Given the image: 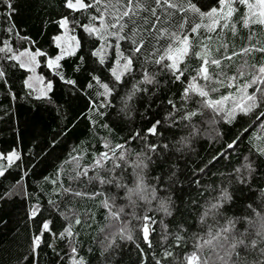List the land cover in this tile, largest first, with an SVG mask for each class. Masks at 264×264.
Returning <instances> with one entry per match:
<instances>
[{
    "label": "trees",
    "instance_id": "1",
    "mask_svg": "<svg viewBox=\"0 0 264 264\" xmlns=\"http://www.w3.org/2000/svg\"><path fill=\"white\" fill-rule=\"evenodd\" d=\"M127 3L0 0V153L18 154L0 175V264H264V27L238 0L223 30L219 0ZM62 18L78 48L50 69ZM25 49L47 97L12 58Z\"/></svg>",
    "mask_w": 264,
    "mask_h": 264
},
{
    "label": "snow or ice",
    "instance_id": "2",
    "mask_svg": "<svg viewBox=\"0 0 264 264\" xmlns=\"http://www.w3.org/2000/svg\"><path fill=\"white\" fill-rule=\"evenodd\" d=\"M156 2H157V4H159L160 3V0H156ZM165 2H167V0H165ZM235 2H236V0H219V6H220L219 9H217L216 7H213L210 10V12L207 13V15L210 18H213V25H218L219 24V20L222 19L224 21L223 25L221 26L222 30L224 28H229L230 27L229 20H230L232 14L236 11V9L232 6ZM238 2L241 3V4H245L249 8V15L250 16H255L256 17V19L253 22L259 23L261 25H264V0H256V3H249L248 0H238ZM100 3H101V0H94V3H91V4H87L86 5L85 3H83V0H76V3L73 4L72 3V0H67L66 6L69 9L77 10V8H79V9H85V8H91V7H94V6H98ZM131 5H132V0H128L127 5H124L123 6V7H127L128 10L123 11L122 12V16H128L129 15V12H134L135 11V9H133L131 7ZM8 6L11 7L10 4ZM170 6H174V5H170ZM108 7H112V5L109 4ZM225 9H227L226 13H225ZM254 9H257L258 11H253ZM192 10L193 11H199L195 7V5H192ZM217 13H219V16H218V18H215L217 16ZM201 15H203V13H201ZM93 19H96V18L93 17ZM101 21L103 23L102 16H101ZM67 22L68 21H67L66 18L63 19V20H61L60 21L61 26L62 27L65 26L67 24ZM249 22H250L249 19H245L244 20V26L245 27H248ZM213 25L208 26V29L207 30L209 32H214L216 30ZM120 27L122 29L123 28V24H121ZM200 27H201L200 25H196L195 27L192 28V32H196ZM231 27H232V29L234 31L235 30V26L234 25H231ZM85 29L87 31H89V32H93V31L98 32V31H100V29H93V28H89L88 26H85ZM121 38L122 37L117 36V40H119ZM57 39H59V37ZM180 43H181L182 47L176 49L177 55L175 56V58L173 56H171V55H169L167 57L169 60H172V63L169 64V65H167V67L170 68V69H172L174 72L175 71H179L178 62L180 61V58L181 57L187 56L188 55V51H189L188 50V47H187V45L189 44V40H188V37L187 36H185L180 41ZM225 47H226V45H225ZM135 50L138 52L139 51V48H136ZM258 50L259 51H264V47H261ZM169 51H171V49H169ZM247 51L248 50L245 49V52H247ZM36 55H42V53L37 52ZM60 58H62V57H57V60H59ZM164 58H165L164 56H161L160 60H157L156 62L157 63H160ZM228 59H231V57H228ZM131 62H132L131 59H129L127 61V63L125 64V68H128L131 65ZM208 63H209V60L208 59H205L204 60V65H207ZM210 63L211 64H214V65H216V66L219 67L220 60H218V59H212L210 61ZM52 64H53V61L50 60L49 61V66H52ZM56 66L58 67L59 65L57 64ZM259 71L261 73H264V67H261L259 69ZM199 73L200 74H203L204 77H205V79H208L209 78L208 77V69H207V67L201 66L199 68ZM181 75H182V73H181ZM179 78L180 77L177 76V79H179ZM116 79L119 80L120 79V76L117 75L116 76ZM146 79H148V78L146 77ZM67 82L68 83H73L72 81H67ZM255 82L256 81L254 80L253 83H255ZM104 88H105V92H107V86L106 85L104 86ZM187 91L188 90H185V94L186 95H187ZM199 94H200V96H206L207 95V93L204 92V91H200ZM248 99L249 100H252L253 97L250 96V97H248ZM208 106L209 107H213L214 105L212 103H209ZM149 132L152 133V134H155V132H156V126L153 125V127L151 129H149ZM117 147H121V146L118 145ZM229 147H232V145H229ZM5 158L8 160L9 164H11L13 162L14 158H18V157L16 156V153L15 152H12V153L8 154L7 157L0 156V159H5ZM106 158H107V154L106 153L101 156V160L106 159ZM137 166L139 167L140 165H137ZM0 175H3V171L2 170H0ZM212 207L215 208V207H217V205H213ZM33 215H35V212H33ZM149 219L150 218L145 217V220L146 221L149 220ZM77 222H79V221H77ZM148 228H149L148 224L145 223L144 228H143V233H144V239H145V241H147L148 238H149ZM43 229L45 231H47L49 229V224L48 223H44L43 224ZM223 231L224 232H227L228 229L225 228V229H223ZM68 235H71V233L68 232ZM219 235H220V233H217L216 234V236H219ZM215 238L216 237H213L212 239H215ZM129 239H131V236H129ZM208 242L210 243L211 241H208ZM39 243H40V236L38 235L34 239V248H33L34 251H35V248L39 246ZM241 243H242V241H241ZM233 247H234V245H233ZM188 259H189V264H192V261H194L196 259V254L193 253ZM80 264H83V262L81 261Z\"/></svg>",
    "mask_w": 264,
    "mask_h": 264
},
{
    "label": "rangeland",
    "instance_id": "3",
    "mask_svg": "<svg viewBox=\"0 0 264 264\" xmlns=\"http://www.w3.org/2000/svg\"><path fill=\"white\" fill-rule=\"evenodd\" d=\"M248 2L249 3H256V0H248ZM72 3L75 4L76 0H73ZM77 9H79V8H77ZM246 9H247L246 12L248 15L247 19H249L250 23H255L253 21L256 19V17L249 15V8L247 6H246ZM226 11H227V9H225V13H226ZM253 11H258V10L254 9ZM63 19H65V18L60 19V21ZM60 21H59V23H60ZM211 23H212V21H211ZM262 26L264 27V25H262ZM60 29H61V32L57 36L54 37V41H55L56 46L59 48V52L54 57L47 59V66L50 69L53 68L55 65H57L62 58L73 54L78 48L77 38L69 34L68 29H67V24L62 27L61 23H60ZM58 37H59V39H57ZM179 37L180 36H178V39H179ZM178 39H177V41H178ZM36 53H37L36 51H32L30 49H25L21 52L15 53L12 58L14 61H16L20 65V67H22L23 69H25L29 72L28 88L31 90L32 94L35 97H47L50 90H51L52 84H51V82L43 83L42 79H40L36 75V68L38 65V55H36ZM176 55H177V53L175 51V52H173V54L171 56H173L175 58ZM57 57H62V58L57 60ZM50 60L53 61L52 66H49ZM7 155L0 153V156L7 157ZM16 156L18 157L17 153H16ZM16 159L17 158H14L13 162H15ZM11 164H9V162L6 158L0 159V170L4 171V169Z\"/></svg>",
    "mask_w": 264,
    "mask_h": 264
},
{
    "label": "water",
    "instance_id": "4",
    "mask_svg": "<svg viewBox=\"0 0 264 264\" xmlns=\"http://www.w3.org/2000/svg\"><path fill=\"white\" fill-rule=\"evenodd\" d=\"M233 145V144H232Z\"/></svg>",
    "mask_w": 264,
    "mask_h": 264
}]
</instances>
